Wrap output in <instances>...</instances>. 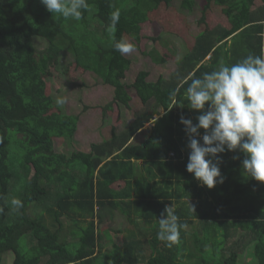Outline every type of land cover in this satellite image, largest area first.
<instances>
[{
  "label": "trees",
  "instance_id": "obj_1",
  "mask_svg": "<svg viewBox=\"0 0 264 264\" xmlns=\"http://www.w3.org/2000/svg\"><path fill=\"white\" fill-rule=\"evenodd\" d=\"M173 1L87 0L77 21L53 15L40 0H0V264L8 251L11 264H238L239 249L250 241L257 264H264V183L246 174L245 155L237 150L220 154L223 183L201 185L186 171L190 150L180 123L181 116L196 123L201 114L188 106L192 79L262 54L257 34L264 27V0L256 8V0H240L231 27L206 22L207 9L219 0L201 6L180 0L181 10L200 11L191 48L168 78L149 81L140 70L126 84L131 60L115 50V42L137 38L152 12ZM115 12L119 20L112 27ZM34 38L44 46L38 49ZM146 54L156 64L165 60L156 46ZM62 56L112 87L113 103L129 107L132 87L142 105L126 129L92 143L89 151L54 149L55 138L72 142L79 121L46 92L45 78ZM159 114L142 143L129 142ZM118 181L125 185L115 188ZM172 203L185 227L168 247L157 238L158 219ZM116 215L128 222L116 231L121 244L101 227ZM63 217L72 223L66 232ZM229 239H238L236 247H226Z\"/></svg>",
  "mask_w": 264,
  "mask_h": 264
},
{
  "label": "rangeland",
  "instance_id": "obj_2",
  "mask_svg": "<svg viewBox=\"0 0 264 264\" xmlns=\"http://www.w3.org/2000/svg\"><path fill=\"white\" fill-rule=\"evenodd\" d=\"M179 1L174 0L172 5L168 6L161 3L158 9L152 12L149 21L141 26L140 35L137 38L129 35L123 36V39L136 47L134 52L124 54L131 60V65L123 79L126 84H131L140 70H146L149 73L147 76L149 81H155L158 76L168 78L177 68L176 65L180 61V57L191 48L195 34L200 31L197 24L200 16L198 6H201L204 0H196L198 6L191 12L181 10ZM260 4V0H256L253 8ZM239 14L240 0H219L209 6L205 17L207 24L211 27L217 24L231 27L237 21ZM150 36L158 37V40L154 42L149 38ZM34 44L38 49L44 46V42L37 38H34ZM154 46L165 59L163 63H154L146 54ZM50 70L52 74L45 78L46 92L51 93L56 101L63 99L65 103L60 105L64 111L79 117L78 128L72 142L68 144L63 138L54 139L56 152L68 154L73 150L89 151L92 143L108 139L112 132L119 134L126 129L134 120L135 112L142 106L132 87L127 88L131 96L129 107L113 103L112 87L103 84L94 73L76 66L68 56L60 57L59 65H52ZM153 121L147 122V127L141 131H149ZM15 159L18 158L15 157ZM144 166L146 164L140 161V167L143 168ZM124 185V181H118L113 186L120 188ZM103 213L104 215L107 214V212ZM30 214H33L32 208ZM62 221L65 226L64 232H66L67 226L72 224L71 220L63 217ZM127 223L125 217L116 215L110 219L105 218L101 227L107 226L112 232L114 241L121 244L123 241L122 234L116 233V231L125 228ZM21 240L23 239L20 238ZM238 242V239H229L226 247H236ZM254 243V241H250L244 248L239 249L241 252L239 253L238 264H257L254 256ZM13 257V253L8 251L4 254L2 264H11Z\"/></svg>",
  "mask_w": 264,
  "mask_h": 264
},
{
  "label": "clouds",
  "instance_id": "obj_3",
  "mask_svg": "<svg viewBox=\"0 0 264 264\" xmlns=\"http://www.w3.org/2000/svg\"><path fill=\"white\" fill-rule=\"evenodd\" d=\"M40 2L53 15L77 21L88 7L87 0ZM118 20L119 13H113L111 26L114 27ZM114 48L122 55L136 50L134 44L123 38L115 42ZM186 92L188 106L201 113L196 123L184 116L180 118L190 150L186 171L211 189L224 181L220 154L239 150L245 155L242 167L246 174L264 183V51L261 55L250 54L231 65L222 63L217 70L192 79ZM175 95L176 90H173L170 96ZM64 103L63 99L57 100V104ZM160 115L153 116L152 120L156 122ZM201 129L205 130L202 143L198 139ZM11 203L17 208L22 206L19 200L14 199ZM158 222L157 238L171 247L178 241L180 229L185 227L179 223L173 203L165 206Z\"/></svg>",
  "mask_w": 264,
  "mask_h": 264
},
{
  "label": "crops",
  "instance_id": "obj_4",
  "mask_svg": "<svg viewBox=\"0 0 264 264\" xmlns=\"http://www.w3.org/2000/svg\"><path fill=\"white\" fill-rule=\"evenodd\" d=\"M261 29H262L261 33H260V30H259L257 35H260L261 38H262V47H261V53H262V51H264V27H262ZM146 124H147V122L144 124V126H142L140 129L136 130L133 133V135L131 136V138L129 140L130 143L134 142L136 144H140L148 137L150 130L149 131H141V130H143V129H145L147 127ZM139 164H140V161H139Z\"/></svg>",
  "mask_w": 264,
  "mask_h": 264
}]
</instances>
